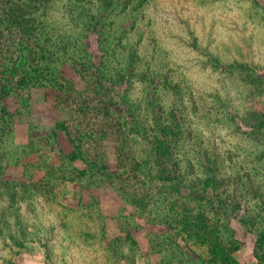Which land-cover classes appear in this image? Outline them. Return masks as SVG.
I'll return each instance as SVG.
<instances>
[{"label":"rangeland","instance_id":"374dc122","mask_svg":"<svg viewBox=\"0 0 264 264\" xmlns=\"http://www.w3.org/2000/svg\"><path fill=\"white\" fill-rule=\"evenodd\" d=\"M135 1L129 2L127 12H117L115 23L126 22L119 38L138 45L145 63L157 74L161 86L155 103L161 105L166 123L175 109L184 122V146L177 160L187 177L203 175L201 152L212 155L227 184V199L241 205L240 217L232 213L230 222L239 242V263L259 264L256 232L241 219L260 217L253 229H264V131L252 126L264 117V0H144L141 6ZM88 43L97 56L94 32ZM215 57L227 70L213 63ZM234 62L250 69L231 67ZM58 74L71 77L72 68L64 61ZM155 85L146 87L136 75L129 93L134 111L144 107L138 117L148 129L159 116L150 105V111L144 106L148 88L155 90ZM56 88L36 80L29 88L28 109L12 92L0 93V108L14 116L12 127L0 125V264H204L206 246L177 233L170 224L176 195L160 191L161 182L155 181L156 195L149 197L144 209L121 188L113 176L120 168L111 139L104 174L80 159L65 162L64 178L59 171L52 172L61 167L60 152L67 155L76 149L62 132L46 138L51 146L40 136L38 117L55 121L66 115L62 107L54 114L37 109L55 98ZM35 133L38 138H33ZM144 138L131 135L132 154L141 163L151 153ZM42 164L48 167L41 170ZM44 171L53 176H43ZM30 179L36 183L32 194H19L17 184ZM50 186L56 196L39 193Z\"/></svg>","mask_w":264,"mask_h":264},{"label":"trees","instance_id":"16d2710c","mask_svg":"<svg viewBox=\"0 0 264 264\" xmlns=\"http://www.w3.org/2000/svg\"><path fill=\"white\" fill-rule=\"evenodd\" d=\"M130 1L0 0V93L12 92L19 98L21 106L28 109L32 105L29 88L36 80H46L57 87L59 93L55 98L38 104L37 109L54 114L55 109L62 107L66 115L55 121L38 117L39 129H42L40 136L45 138L42 142L51 146L46 138L59 136L62 132L76 149L67 155L60 152L61 167L52 172L59 171L64 178L65 162L80 159L104 174L109 169L106 144L111 139L120 168L113 176L133 203L147 208L149 197L153 198L157 192L152 183L161 182L160 191L164 189L176 195L170 205L171 212H174L171 226L177 233L195 237L206 246L204 264H240L236 255L239 242L230 223L232 213L240 217V203L227 199V184L208 152L199 155L203 175L187 177L188 171L182 170L177 160L178 152L184 146L183 121L175 109L168 118L171 122L166 123L162 117L164 111L162 115L160 113L161 105L155 103L158 97L154 94L160 95L158 86H161L157 74L145 63L138 45L124 43V38H119L126 30V22L115 23V20L124 9L127 12ZM143 3L144 0H138L134 4L141 6ZM90 32L97 35L100 50L97 56L89 50ZM64 61L72 68L71 77L58 74ZM212 61L220 69L227 70L228 67L217 57ZM230 66L250 69L243 63L234 62ZM136 75L142 78L146 87L156 84L155 90L148 88V102L144 105L146 111L152 108L159 113L152 121L151 129L138 117L144 107L134 111L128 104ZM0 112V125L4 129L12 127L13 114L6 107L0 108ZM256 122L252 125L253 130L264 131V117ZM45 130L47 133L42 135ZM132 134L144 136L150 145V159L145 163L137 161L132 154ZM38 136L33 134V138ZM93 142L95 145L91 146ZM30 147L34 148V141ZM39 167L42 170L48 166L42 164ZM43 176L51 178L53 174ZM31 180L17 184L20 187L15 190L18 189L21 195L32 194L31 187H36V183ZM4 189L11 192L10 186ZM48 191L49 196H56V190L51 186L39 193ZM258 218L243 217L241 221L256 232L254 251L259 264H264V229H253Z\"/></svg>","mask_w":264,"mask_h":264}]
</instances>
